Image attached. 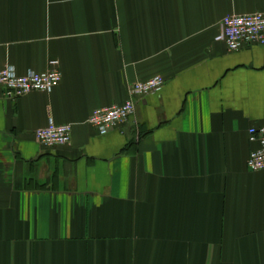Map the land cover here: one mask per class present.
<instances>
[{"label":"crops","instance_id":"crops-1","mask_svg":"<svg viewBox=\"0 0 264 264\" xmlns=\"http://www.w3.org/2000/svg\"><path fill=\"white\" fill-rule=\"evenodd\" d=\"M264 0H0V70L51 91L0 97V264H264V46L216 40ZM162 75L128 122L88 120ZM72 124L68 144L35 132Z\"/></svg>","mask_w":264,"mask_h":264},{"label":"built area","instance_id":"built-area-1","mask_svg":"<svg viewBox=\"0 0 264 264\" xmlns=\"http://www.w3.org/2000/svg\"><path fill=\"white\" fill-rule=\"evenodd\" d=\"M215 38L224 41L230 51L252 44L264 46V11L225 15ZM61 79L62 70L58 59H51L49 67L44 71L30 70L25 74H19L15 67L8 66L0 70V97L16 99L33 91L49 92ZM165 82V77L160 74L134 82L124 103L95 109L88 122L100 133H107L133 118L136 102L159 91ZM248 134L250 141L256 142L258 146L251 151L247 168L250 171L263 170L264 125L251 126ZM35 137L45 147L68 144L72 137V124H58L51 120L48 125L36 130Z\"/></svg>","mask_w":264,"mask_h":264}]
</instances>
